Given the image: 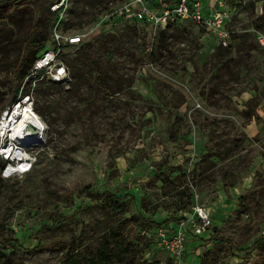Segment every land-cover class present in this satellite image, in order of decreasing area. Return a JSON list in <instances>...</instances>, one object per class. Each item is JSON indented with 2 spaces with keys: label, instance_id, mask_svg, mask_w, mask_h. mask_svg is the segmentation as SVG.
<instances>
[{
  "label": "rangeland",
  "instance_id": "rangeland-1",
  "mask_svg": "<svg viewBox=\"0 0 264 264\" xmlns=\"http://www.w3.org/2000/svg\"><path fill=\"white\" fill-rule=\"evenodd\" d=\"M21 1L0 18V119L30 93L45 133L22 177H3L0 157V264H96L125 219L134 248L102 264H264V0H226L237 7L228 46L192 22L110 31L124 0ZM34 28L37 57L55 29L84 35L62 55L69 81L19 78ZM106 191L128 212L110 213ZM194 205L210 230L181 255L163 248L157 227ZM43 227L37 251L9 243L33 247Z\"/></svg>",
  "mask_w": 264,
  "mask_h": 264
},
{
  "label": "built area",
  "instance_id": "built-area-1",
  "mask_svg": "<svg viewBox=\"0 0 264 264\" xmlns=\"http://www.w3.org/2000/svg\"><path fill=\"white\" fill-rule=\"evenodd\" d=\"M62 6L63 2L55 3L51 8L55 11ZM236 10L237 7L230 8L226 0H125L112 15L113 20L109 18L106 23L110 24V31H115L114 27L121 22L139 21L156 36L161 29L183 26L192 22L213 33L219 44L228 46V41L231 38L229 26ZM52 41L53 46L44 49L34 61L27 75L28 79L32 78L36 82L48 76L55 83H65L70 80L71 71L62 55L65 51L82 43L84 35L64 34L61 30L55 29ZM260 41L264 43L263 36L260 37ZM24 101H28L31 108L34 109L31 94L28 93L24 98L7 108L2 117L9 112L12 115V112ZM33 117L43 129L40 116L35 112ZM1 127L2 118L0 119V130ZM10 135L11 132L8 130L0 131V157L5 161L2 176L5 178L22 177L32 169L36 160V157L28 151V148L35 144L20 147L21 152L16 156L9 147L18 148V144L13 141ZM210 225L209 210L203 205H194L192 211L183 212L180 221L176 222L174 228L160 227L157 237L160 238L163 248L181 255L187 248L186 243L189 241L190 235L202 236L210 228Z\"/></svg>",
  "mask_w": 264,
  "mask_h": 264
},
{
  "label": "trees",
  "instance_id": "trees-1",
  "mask_svg": "<svg viewBox=\"0 0 264 264\" xmlns=\"http://www.w3.org/2000/svg\"><path fill=\"white\" fill-rule=\"evenodd\" d=\"M93 1H99V0H93ZM124 1H122V3ZM4 4H6L10 8V7H13V6L21 5L22 1L21 0H1V2H0V18H1V15L3 14V12L5 10V8H3ZM134 23H135L134 25L136 27H138V26L145 27L143 25V23H141L139 21H135ZM167 28H169V27H167ZM36 33L37 32L35 31V28H34L32 30V34L27 39V50H26L21 62L17 65V72H18L19 78H21L25 72L29 73L34 61L37 58L38 52L40 50H42V48L44 47V42L35 44L34 35ZM57 84H59V83H57ZM17 99L18 98H16L13 101V103L17 102ZM99 200L102 202V204L105 207L108 208L109 212L112 213L113 215L119 216V215H123V214L128 212V202L124 201L123 198L115 195L111 191H106L105 193H103L102 199H99ZM173 220H175V219H173V217H169V218L165 219L163 222L170 223ZM130 221H131L130 219L123 220L119 224L118 228L115 231H113L112 238L115 239V242H116V246L115 247L116 248L114 249V247H113V245L115 243L114 241H110V239L106 240L107 246L103 249V251L100 252L99 256L92 257L91 260L94 263L96 262V264H102V260H109V259L113 260V258L116 255L124 257V256H126L127 254L130 253V251L134 248V243L127 239V235H126V232H125V226ZM176 222H178V221H175V222L171 223L169 225V228H171V227L174 228V224ZM158 224H161V223H158ZM158 229H159V226L157 227V230ZM44 230L45 229L43 227L37 233V243L33 247L26 245L21 240V238L17 237V236L11 237L10 238L11 241L9 243L18 246L21 250H24V251H29V252L37 251L42 246L40 233L43 232ZM147 235L150 237V241L152 242L153 241L152 239H154L153 237H155V233H152V234H148L147 233ZM123 243H125V244H123ZM120 244H123V245L119 246ZM69 262H70V264H82L81 260L77 256V254L71 255L69 257Z\"/></svg>",
  "mask_w": 264,
  "mask_h": 264
},
{
  "label": "bare ground",
  "instance_id": "bare-ground-1",
  "mask_svg": "<svg viewBox=\"0 0 264 264\" xmlns=\"http://www.w3.org/2000/svg\"><path fill=\"white\" fill-rule=\"evenodd\" d=\"M34 113L35 108H31L29 102L24 101L12 112V115L9 112L2 117L1 131L8 130L11 132V138L18 144V148H15V146L9 147L10 151L14 152L16 156L21 152L20 147L27 144H37L39 138L45 133V125L42 124V129L41 125L34 119Z\"/></svg>",
  "mask_w": 264,
  "mask_h": 264
},
{
  "label": "crops",
  "instance_id": "crops-1",
  "mask_svg": "<svg viewBox=\"0 0 264 264\" xmlns=\"http://www.w3.org/2000/svg\"><path fill=\"white\" fill-rule=\"evenodd\" d=\"M174 226H175V225H174ZM209 230H210V229H209ZM209 230H207L206 232H208ZM206 232H205V233H206ZM205 233H204V234H205ZM204 234H203V236H204ZM189 238H190V239H198L197 237L195 238V237H194V236H192V235H190V237H189ZM188 247H189V245H188Z\"/></svg>",
  "mask_w": 264,
  "mask_h": 264
}]
</instances>
